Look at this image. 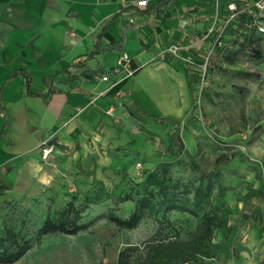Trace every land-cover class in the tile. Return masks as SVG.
Wrapping results in <instances>:
<instances>
[{
    "label": "crops",
    "instance_id": "1",
    "mask_svg": "<svg viewBox=\"0 0 264 264\" xmlns=\"http://www.w3.org/2000/svg\"><path fill=\"white\" fill-rule=\"evenodd\" d=\"M140 1L147 7H136ZM159 1L0 0V208L8 200L41 198L56 177L52 167L83 161L99 144L143 142L141 119L180 121L191 112L186 61L206 49L212 37H202L226 18L228 4L249 0H169L162 12L151 11ZM97 38L118 50L90 57ZM172 46L178 55H170ZM122 55L133 66L130 76L116 68ZM43 143L53 148L41 162ZM131 150L150 160L160 155L153 145ZM63 181L69 193L82 187L77 171ZM56 196L61 209L64 195ZM262 221L246 236L237 227L235 238L222 237L225 248L212 264L262 263ZM230 245L238 260L226 251Z\"/></svg>",
    "mask_w": 264,
    "mask_h": 264
},
{
    "label": "rangeland",
    "instance_id": "2",
    "mask_svg": "<svg viewBox=\"0 0 264 264\" xmlns=\"http://www.w3.org/2000/svg\"><path fill=\"white\" fill-rule=\"evenodd\" d=\"M242 20L229 27L225 38L226 50L223 53L213 47V38H210L206 49L197 48L189 59L190 62L186 61L191 72L189 75L194 103L185 118L173 120L176 124L141 119V129L138 128L137 131L148 132L147 137L142 134L143 142H125L110 148L99 144L83 161L74 160L67 167H52V173L56 177L51 189H46L41 198L27 202H4L0 208V231L9 226L34 240L47 215L48 206L54 204L55 209H60L61 206L56 205L59 202V198H55L57 194L64 195L60 201L62 206L74 196L77 198V205L84 199L89 201L82 214L86 230L75 236L49 235L39 242L34 240L33 247L14 264H116L121 250L138 246L139 251L143 252L145 244L156 238L159 230H162V235L173 236L172 229L178 232L179 239H189L198 217L186 213L171 211L167 215L171 227L164 223L163 228L158 223L161 215L157 219L141 221L132 230L120 229L107 219L109 213L126 218L132 212L134 204L130 201L122 202L120 198L133 189V180H138L140 173L145 175L149 171H159L163 163H172V180L196 185L199 174L187 166L186 155L192 157L206 173L214 170V160L218 156L225 155L229 158L232 154L239 155L229 163L220 164L216 170L217 176L212 180L213 193L218 187L224 192L222 200L214 204L224 203L220 212L226 220V226L213 234L204 253L187 264L214 263L213 260L225 248L219 241L222 237H226L225 240L228 237L235 238L231 231L234 232L237 227L242 233L244 230L249 233L254 226L258 227L260 217H264L263 202L256 195L249 198L246 195L251 189L264 192V38H258L254 31L244 37L239 32L244 31L245 20ZM218 25V21H215L212 28ZM243 75L249 77L245 78ZM259 126L262 131L254 139L257 133L253 131ZM177 133L184 145V152L181 154L177 153L176 145L169 148L170 140ZM136 145L139 148L155 146L160 154L159 159L139 157V154L136 155L131 150ZM129 154L136 155L138 160L129 161ZM49 155L43 159L41 154L40 161H47ZM134 162L140 163V169L135 167ZM71 171H77L82 177V187L69 193L63 179L69 177ZM50 214L55 219V211ZM261 223L264 228V221ZM246 234L244 232L242 236ZM226 251L233 253L236 260L239 259L238 251L232 245Z\"/></svg>",
    "mask_w": 264,
    "mask_h": 264
},
{
    "label": "trees",
    "instance_id": "3",
    "mask_svg": "<svg viewBox=\"0 0 264 264\" xmlns=\"http://www.w3.org/2000/svg\"><path fill=\"white\" fill-rule=\"evenodd\" d=\"M169 4V0H161L151 11L156 10L157 13H160ZM240 19L245 20L243 23L244 31H239L245 37L246 34L254 31L245 27L251 18L249 15L243 14L237 17L233 23H238ZM254 35H256L255 32ZM256 36L264 38V36ZM117 46L104 47L100 43V38H97L90 57L103 52L116 51L118 50ZM225 50L226 42L225 47L218 51L223 53ZM131 68L133 69L132 65ZM243 76L245 78L249 77V75ZM189 86L193 92L191 81ZM27 87H29L28 81ZM129 112L132 116H135L133 109L129 108ZM145 116L149 117L148 115ZM153 119L160 123H177L166 118ZM260 131H262L260 126L254 129L253 132L257 133L254 139L258 138ZM172 145L177 146L178 154L184 152V145L178 133L170 140L169 148ZM186 156L188 157L187 166L199 174V180L196 185L183 184L180 181L172 180L170 176L172 163H163L159 171H149L145 175L140 173L138 180L132 179L134 181L133 189L120 198L122 202L130 201L134 204L132 212L126 218L109 213L107 219L120 229L132 230L141 221L148 218L157 219L158 215H161L158 223L163 228L164 223L165 226L171 227V224L167 221V215L171 211H177L198 217L193 233L189 239L181 240L175 230L171 229L173 236L162 235V230H159L158 236L145 244L143 252L139 251L138 246H129L121 250L117 255L116 264H187L191 260H196L198 256L208 249L216 231L225 228L226 220L220 212L224 203L221 205L214 204L216 201L222 200L224 192L223 189L218 187L215 189L216 192L213 193L212 180L216 178V170L220 164L223 162L229 163L239 155L232 154L229 158L225 155L218 156L214 160V170L208 173L202 171L192 157ZM251 195H256L264 204L263 191L251 189L246 197L249 198ZM76 200V196L72 197L61 209L56 211L54 214L55 219L48 210L35 234V242H39L42 238L49 235L75 236L87 229V225L82 222V214L87 209L89 201L84 199L77 205L75 204ZM34 240L27 238L21 231L5 226L0 231V264L17 263L33 247ZM262 264H264V261Z\"/></svg>",
    "mask_w": 264,
    "mask_h": 264
},
{
    "label": "built area",
    "instance_id": "4",
    "mask_svg": "<svg viewBox=\"0 0 264 264\" xmlns=\"http://www.w3.org/2000/svg\"><path fill=\"white\" fill-rule=\"evenodd\" d=\"M138 8H146L147 2L140 1L136 4ZM228 15L226 18L218 25L216 28H212L203 37L202 40H206L207 37L213 38V47L217 50H222L225 47V38L228 34V29L233 23V21L243 15H249L250 21L245 25L246 29L254 30L255 34L258 36H264V0H249L244 1L241 7H238L234 2L227 5ZM168 52L172 55H178V47H170ZM116 68H118L125 75H132L134 73L131 68V61L126 55H122L116 62ZM204 74L202 75L203 78ZM101 80L107 81L106 76H102ZM52 146L47 143H43L41 146L42 158L46 159L47 156L52 152ZM135 167H141L140 163H135Z\"/></svg>",
    "mask_w": 264,
    "mask_h": 264
}]
</instances>
